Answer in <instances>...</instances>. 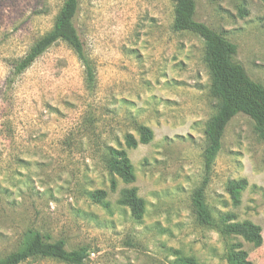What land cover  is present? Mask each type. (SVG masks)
<instances>
[{
	"label": "rangeland",
	"instance_id": "1",
	"mask_svg": "<svg viewBox=\"0 0 264 264\" xmlns=\"http://www.w3.org/2000/svg\"><path fill=\"white\" fill-rule=\"evenodd\" d=\"M62 2L0 0V258L37 230L69 250L85 247L84 264H226V242L264 264V141L246 115L225 128L205 202L214 216L259 225L262 244L225 239L194 212L191 195L202 181L205 127L217 100L202 39L172 28L173 1L79 0L74 25L95 71L92 89L62 41L13 72L51 29ZM194 19L234 43V61L264 87L260 0H197ZM139 126L152 130V140L126 149L124 136L138 138ZM120 148L133 166L131 184L107 168L108 151ZM239 179L248 185L234 206L226 184ZM130 187L144 200L139 221L118 204ZM99 189L107 195L98 204L89 193Z\"/></svg>",
	"mask_w": 264,
	"mask_h": 264
},
{
	"label": "trees",
	"instance_id": "2",
	"mask_svg": "<svg viewBox=\"0 0 264 264\" xmlns=\"http://www.w3.org/2000/svg\"><path fill=\"white\" fill-rule=\"evenodd\" d=\"M172 1L174 3L173 30L196 34L204 43L203 61L210 76V95L217 100V111L205 127L206 146L202 154V181L191 195L194 212L199 223L215 229L223 238L241 237L254 246H260L262 244L261 227L249 220L236 221L234 214L231 213L214 216L205 202V187L214 160L221 148L225 128L235 115L242 113L249 117L257 137L264 141V87L253 81L244 68L234 61L237 50L234 43L229 41L222 32L194 19L197 0ZM260 1L264 6V0ZM78 9L79 0H63L51 29L31 44L27 52L16 62L13 72L23 73L52 45L62 41L71 48L83 66L86 88H94L95 71L74 25ZM152 138L153 132L149 127L139 126L138 138L130 133L124 136L125 148L131 149L138 144H146ZM126 149H110L107 168L111 175L118 177L123 183L131 184L135 180V174ZM110 183L111 189H114V179H111ZM247 185L245 179L227 182L226 191L234 206L239 205L240 194ZM106 195L105 190L99 189L89 193V198L99 204ZM118 204L129 210L133 220L139 221L143 217L144 200L138 196L135 187L122 189ZM36 258L55 259L66 264H84L88 258V252L85 247L69 250L63 240H52L49 236L34 230L29 232L17 249L0 258V264H20ZM224 258L226 264H253L238 242H226Z\"/></svg>",
	"mask_w": 264,
	"mask_h": 264
}]
</instances>
